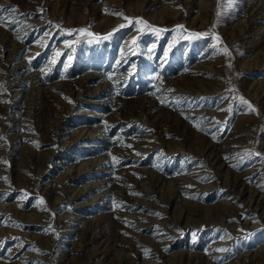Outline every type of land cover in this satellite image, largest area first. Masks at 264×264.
<instances>
[{
    "label": "rangeland",
    "instance_id": "1",
    "mask_svg": "<svg viewBox=\"0 0 264 264\" xmlns=\"http://www.w3.org/2000/svg\"><path fill=\"white\" fill-rule=\"evenodd\" d=\"M0 17V264H264V0Z\"/></svg>",
    "mask_w": 264,
    "mask_h": 264
},
{
    "label": "snow or ice",
    "instance_id": "2",
    "mask_svg": "<svg viewBox=\"0 0 264 264\" xmlns=\"http://www.w3.org/2000/svg\"><path fill=\"white\" fill-rule=\"evenodd\" d=\"M15 10H16V9H13V11H15ZM105 11H106V13H107V9H105ZM109 14L121 16V17H123L124 19L128 20L130 23L132 22L131 18L124 16L123 13H109ZM0 22H3V23L5 24V27H7V22H6L5 18L0 17ZM12 23H15V21H12ZM135 23H136V24H140V25H145V26L151 28V30L156 31V32H160V31H162L161 29H158V28H155V27H153V26L147 25V22L144 21L142 18H136ZM123 26H124V25H120V27H123ZM177 27L180 28V29H182V28H183V25H178ZM73 31H76V32H78V33H80V34L87 33V35H89V36H94V35H95L94 33H91V32H89V31H87L86 29H83V28H81V29H77V30H68V34L71 35ZM45 35H48V34L45 33ZM110 35H111V33H109V36H110ZM195 35L200 36V35H204V34H202V33H197V34H195ZM104 38L107 39L108 37L106 36V37H104ZM133 43H135V40H133ZM65 44H66V46H70V45H71V42L66 41ZM60 54H61V53L57 52L56 55L59 56ZM69 59H70V58H69ZM56 62H57L56 59H53V60L51 61L52 64H55ZM42 71H43V69H42ZM244 103H245V104H248L249 102H248V101H244ZM249 107L251 108V105H250V104H249ZM252 110L255 111V109H252ZM258 155H259V154H258ZM114 159H115V158H114ZM41 203H43V200H42V199H41ZM147 251H148V250H146V252H147Z\"/></svg>",
    "mask_w": 264,
    "mask_h": 264
}]
</instances>
